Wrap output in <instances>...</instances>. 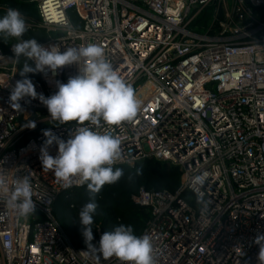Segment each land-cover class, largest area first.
Instances as JSON below:
<instances>
[{"label": "built area", "instance_id": "2783aa9c", "mask_svg": "<svg viewBox=\"0 0 264 264\" xmlns=\"http://www.w3.org/2000/svg\"><path fill=\"white\" fill-rule=\"evenodd\" d=\"M29 1L39 19L24 18L25 32L41 33L38 43L59 51L101 47L139 101L136 116L119 126L85 122L120 141L112 167L145 158L177 167L180 191L194 199L143 189L132 196L150 211L141 236L151 239L154 264H259L253 241L264 233V0ZM16 43L0 49V180L11 189L28 177L36 211L20 217L0 201V264H121L73 247L51 215L54 200L82 184L73 177L65 188L42 166L43 132L66 140L77 125L52 120L38 99L10 104L19 80ZM76 74L69 65L32 75L47 97ZM48 152L55 156L56 145ZM101 234L97 227L94 244Z\"/></svg>", "mask_w": 264, "mask_h": 264}, {"label": "clouds", "instance_id": "9594fccd", "mask_svg": "<svg viewBox=\"0 0 264 264\" xmlns=\"http://www.w3.org/2000/svg\"><path fill=\"white\" fill-rule=\"evenodd\" d=\"M25 31V20L18 10L9 8L0 16V34L19 38ZM11 51L16 58L23 56L34 63H24L19 72L21 79L11 88L10 104L20 108V100L38 99L52 120L77 125L66 140L50 129L43 132L45 140L39 150L42 166L51 170L63 187H70L72 178L78 177L93 194L105 184L118 181L122 170H114L112 165L120 157V141L108 132L91 130L85 122L96 125L102 120L108 126H119L136 116L139 101L133 89L105 59L103 49L88 45L59 51L54 44L45 47L36 39H18ZM82 61L86 62L81 64ZM69 65L77 67V74L64 83L57 81L53 94L45 97L36 92L28 74H55L57 69ZM35 126L32 121L28 128ZM53 144L57 147L55 156L48 152ZM196 181L201 182L199 177ZM0 201L6 202L20 217L27 218L36 211L28 177L16 178L11 189L0 180ZM96 209L95 200L90 198L78 212L81 236L91 254L104 259L116 257L121 264H154L150 237L135 235L130 225L121 224L112 231H105L94 244L91 225ZM253 242L259 246L257 261L264 264V233L258 234Z\"/></svg>", "mask_w": 264, "mask_h": 264}, {"label": "trees", "instance_id": "16d2710c", "mask_svg": "<svg viewBox=\"0 0 264 264\" xmlns=\"http://www.w3.org/2000/svg\"><path fill=\"white\" fill-rule=\"evenodd\" d=\"M9 8L18 10L27 20L39 19L35 4L29 0H0V16H3ZM68 17L72 23H76L74 13L69 12ZM21 38L42 41L44 36L41 33L24 32ZM12 40V37L0 34V49L4 53L7 52V46ZM26 62L31 64L25 57H20L18 60V79H21L19 72ZM28 76L34 86L40 84L38 77L31 73ZM116 168L122 170V176L115 183L102 186L98 193H90L85 183L81 188L64 190L51 205L53 219L73 247L86 248L78 223V212L90 198L97 204L91 225L94 239L97 227L101 233H104L112 231L121 224L130 225L133 233L141 236L150 219V211L148 207L139 206L131 199L140 189L147 192L166 191L172 195L179 193L181 199L193 203L194 199L190 193L180 191L181 173L177 167L145 158L137 161L132 167L125 165L113 167L114 170Z\"/></svg>", "mask_w": 264, "mask_h": 264}, {"label": "water", "instance_id": "95a60500", "mask_svg": "<svg viewBox=\"0 0 264 264\" xmlns=\"http://www.w3.org/2000/svg\"><path fill=\"white\" fill-rule=\"evenodd\" d=\"M12 38H13V40H14L15 42H18V39H19V40H22V38H21V37H19V38L12 37Z\"/></svg>", "mask_w": 264, "mask_h": 264}, {"label": "rangeland", "instance_id": "374dc122", "mask_svg": "<svg viewBox=\"0 0 264 264\" xmlns=\"http://www.w3.org/2000/svg\"><path fill=\"white\" fill-rule=\"evenodd\" d=\"M51 36H52V37H54V35H53V34H52Z\"/></svg>", "mask_w": 264, "mask_h": 264}]
</instances>
